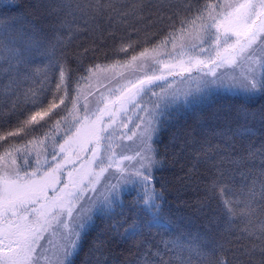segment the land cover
I'll return each mask as SVG.
<instances>
[{
    "label": "snow or ice",
    "instance_id": "6c2138e0",
    "mask_svg": "<svg viewBox=\"0 0 264 264\" xmlns=\"http://www.w3.org/2000/svg\"><path fill=\"white\" fill-rule=\"evenodd\" d=\"M6 6L19 7L11 0ZM32 7L29 13L0 14V101L13 113L26 102L41 110L0 134V141L29 128L48 130L23 148L0 144V264H75L97 215L114 220L110 233L136 242L131 264H264V132L252 123L259 120L264 125V0H37ZM129 19L145 22L146 28L159 26L164 33L156 45L132 55L131 61L152 60L167 73L162 69L160 74H145L131 85L135 90L131 95H126L131 92L126 88L111 101L102 96L103 107L98 104L90 115L74 118L75 131L69 128L58 143L61 120L67 116L56 109L64 105L68 115L79 111L78 97H70L74 74L80 72V79L88 80L100 69V65L84 67L87 55H95L99 48L78 44L79 37L107 33L115 44L118 24ZM129 48L134 50L135 42L130 36L121 37L114 52L127 53ZM50 71L58 77H52L55 91L45 107L30 82H37V77H43L40 83L48 81ZM193 72L198 75L193 77ZM184 73L194 88L169 92L165 85L156 84L163 80L167 85L168 76L183 78ZM221 91L235 94L241 103L234 116L217 117L222 123L212 128L211 138L203 133L199 139L190 133L171 138L180 150L174 158L188 154L187 172L181 179L196 176L209 194L207 200L216 202L215 208L206 202L197 207L215 230H173L172 221L162 212L164 186L158 188L156 180V173L167 164L159 148L161 133L173 113ZM149 93L157 97L151 109L136 100ZM129 103L145 114L138 116L135 125L139 130L135 150L124 141L137 136V131L130 130L129 136L122 130L127 123L117 124V115ZM84 111L88 113L87 105ZM44 117L48 120L40 129L32 127ZM85 122L91 156L74 169L77 178L69 172L68 182L57 187L62 182V163L42 170L40 156L47 153L49 140L53 160L57 147L59 153H66L80 143ZM33 152L34 167L28 159ZM76 158L80 159L79 153ZM85 178L94 192L103 178V192L93 208L80 205L78 210ZM125 196L133 197L128 216ZM52 237L59 239L54 242ZM86 255L85 264H109L111 252L103 236L91 242Z\"/></svg>",
    "mask_w": 264,
    "mask_h": 264
},
{
    "label": "trees",
    "instance_id": "16d2710c",
    "mask_svg": "<svg viewBox=\"0 0 264 264\" xmlns=\"http://www.w3.org/2000/svg\"><path fill=\"white\" fill-rule=\"evenodd\" d=\"M11 2L19 7H8L6 5L10 3V0H0V14L14 16L20 13L32 12V6L37 3V0H11ZM121 2H125V0H121ZM137 32L139 35H137ZM115 35L117 37L115 44L107 33L103 37L99 36V34L95 36L84 35L79 37L77 41L78 44H83L85 47L90 48H99V51H97L95 55L91 52L87 55V58L84 60V67L87 68L93 65H100V69L95 70L93 74H90L88 80H81V73L76 72L73 76L70 97H75V95H77V83L80 85L79 88H82L93 80L94 74L99 73L101 70L108 69V67L113 69L126 67V63L131 62L132 55H137L144 48L151 49L163 39L164 33L160 31L159 26L146 28L145 22H137L134 19H129L126 23L118 24V27L115 30ZM129 36L131 37V40L135 42L134 50L129 48L127 53H115L114 49L119 47L120 38ZM93 40L96 41V44H93ZM170 47L171 45H169V48ZM80 51H83V48H81ZM73 67H77L75 62H73ZM52 77H58V73L50 71L49 80L44 81L43 83L38 82L43 80V77H37V82H30L31 88L37 91L39 99L44 101L45 107L52 101L53 93L55 91V80H53ZM28 86L29 85H26L25 87L27 88ZM41 89H43V91H40ZM58 95H63V92ZM65 103L67 104L68 109H71L72 103L67 99ZM240 103V98L233 93H226L223 91L218 94L213 93L202 101L173 113L165 124L164 130L160 136L161 143L159 148L162 156L167 159V164L156 173V180L158 188L161 185L164 186L162 212L172 221L173 230L184 229L192 232L199 231L204 233L211 228V230L214 231L215 226L208 225L205 217L197 212V207L199 202H206L210 208H215L216 202L207 200L209 194L206 193L203 183H197L198 178L196 176H193L190 181L181 179L187 172L188 154L182 153L174 158L173 154L179 153L180 150L178 146H174L171 139L172 136L174 134L183 135L185 133H190L199 139L200 135L203 133L211 138L212 128L217 124L222 123V119L218 120L217 117L222 118L227 113H231L234 116ZM40 110V107H33L31 103L26 102L21 103L13 113L9 111V107H3L2 101H0V134L14 130L18 121H22ZM56 111L60 112L61 116L69 117L68 113L64 111V105H61ZM21 113H23V115H21ZM56 119H60V117H56ZM47 120L48 117H44L43 120H40L39 124L32 127L40 129V124H44ZM63 121L64 120H61V122ZM252 123L259 132H264V125H262L259 120ZM47 130L46 127L33 132L29 128L21 132L18 136L9 137L7 142L0 141V144L7 147L8 143H12L23 148V146L27 145L33 137L40 136L43 131ZM259 138L258 134L257 142L259 141ZM2 151L3 148H0V152ZM29 157L30 155L28 158ZM31 159L32 158H29V161L33 165ZM19 161L20 160H18V162ZM29 170H31V168H29ZM132 200V196L124 197L126 216L131 215L128 212V206ZM209 207L205 208V212H208ZM117 212H119V209H117ZM115 219L122 218L117 216ZM112 223H114V220L108 219L106 215H97L95 217L94 223L88 229L89 235L87 237V242L84 243V250L75 260V264H85V261L89 259L86 254L91 242L94 241L97 236H103L107 241V248L111 252L109 264H131L135 254V247L133 245L136 242L132 240L125 242L119 236L110 233V225ZM120 231L123 232V229ZM106 233L107 235H105ZM154 235L157 240L160 239V235H156L155 233ZM162 235H165L166 238V234Z\"/></svg>",
    "mask_w": 264,
    "mask_h": 264
},
{
    "label": "rangeland",
    "instance_id": "374dc122",
    "mask_svg": "<svg viewBox=\"0 0 264 264\" xmlns=\"http://www.w3.org/2000/svg\"><path fill=\"white\" fill-rule=\"evenodd\" d=\"M163 69L162 65L155 64L152 60H137L126 63V67L121 68H111L101 70L99 73L94 74L93 80L89 82L86 86L82 88H78L77 95V106L79 111L73 110L72 115L67 116V120L61 122L59 136H57V142L62 143V137L66 136L67 130L72 128V131H75L73 128L74 118H83L86 114H91V112L95 111L96 107H103L102 103H99L101 97L108 99L111 101L115 98V96L120 95L121 91L124 89H131V85L134 84L137 79L142 78L145 74L151 75L153 71L157 74L161 73ZM226 69H220V71H225ZM227 71H231V69H227ZM163 72L166 74L167 69H163ZM198 74L193 72L192 76L196 77ZM187 73H184L183 78L179 75L173 77H167V85L165 81H157L158 85H165L168 88V91L171 92L173 90H180L181 92L187 90L189 87L194 88L195 83L187 81ZM171 85V87H168ZM134 89H131V92L126 93V95H131L134 93ZM153 91H155L158 95H162L161 89L159 87L153 86ZM183 97H181L182 99ZM157 99L156 96H152L151 93L143 96L141 100L140 97H136V100L139 101L141 106H146L148 109L152 108L151 101H155ZM87 105L88 113L84 111V106ZM112 107V105H109ZM118 107V105H117ZM72 109V106H71ZM144 112L141 111L140 107H133L131 103L125 105V111L119 113L117 115V124L119 125L120 121H124L127 123V128L122 129L124 132H127L129 136H131L130 130H136L135 125L139 123L138 116H144ZM95 117H92L94 119ZM109 117H104V122L107 123ZM88 122H85L84 127L81 129V138L80 143L74 144L68 148L66 153H59V148H56V152L58 155L56 156V160L52 159V141H48V149L47 153H42L40 156V163L43 166L42 170H47L48 165H55L57 163H62V170L59 174L60 180L62 181L57 187H63L64 182H68L69 180V172L72 173L73 178H77V173L74 169H80L81 165L91 156L90 151L88 149L91 145L87 144L88 139ZM137 131V136L133 137L131 140H125L124 144L131 146L132 150H135L138 144L139 130ZM83 145V150L81 148ZM119 151V149H117ZM76 153H79L80 159L76 158ZM128 154H132L131 151ZM65 155L68 157L67 160L64 159ZM45 157L47 158V162L45 163ZM29 158H32L33 167L35 166V153L33 152ZM28 158V159H29ZM34 160V161H33ZM20 160L18 163H22ZM87 165L85 164V168ZM107 176V173H105ZM84 192L81 199L77 202V209L79 210V206L83 205L85 210L89 208H93L97 197L100 193L103 192V178H101V183L96 184L95 188L97 191H92L91 187L87 184V178H85L84 184ZM76 213H74L75 215ZM55 241H58V237H52ZM43 243V241H42Z\"/></svg>",
    "mask_w": 264,
    "mask_h": 264
}]
</instances>
